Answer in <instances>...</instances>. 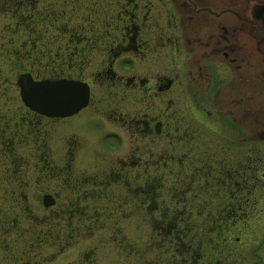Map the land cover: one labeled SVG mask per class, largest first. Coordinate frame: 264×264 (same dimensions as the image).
Returning a JSON list of instances; mask_svg holds the SVG:
<instances>
[{"label":"flooded vegetation","instance_id":"1","mask_svg":"<svg viewBox=\"0 0 264 264\" xmlns=\"http://www.w3.org/2000/svg\"><path fill=\"white\" fill-rule=\"evenodd\" d=\"M39 1L0 0L9 12L0 64L15 77L80 81L87 99L71 114L49 116L22 103L15 77L11 89L0 87V250L7 264H47L43 246L58 256L89 238L102 227L100 213L108 218L103 204L119 186L125 193L116 206L145 209L153 192L152 202L174 206L166 212L174 218L181 174L202 207L216 198L212 221L264 224V0ZM78 113L98 118L95 131L108 153L92 140L91 154L83 150L82 136L67 127ZM52 127L65 141L60 163L49 153ZM74 161L101 166L72 169ZM53 181L58 187L47 189ZM26 188L40 192L39 206ZM25 207L39 210L19 216ZM18 218L28 227H17ZM17 243L23 248L14 253ZM193 250L190 242L188 264H210ZM88 253L64 264H93ZM250 255L249 264H264V228Z\"/></svg>","mask_w":264,"mask_h":264},{"label":"rangeland","instance_id":"2","mask_svg":"<svg viewBox=\"0 0 264 264\" xmlns=\"http://www.w3.org/2000/svg\"><path fill=\"white\" fill-rule=\"evenodd\" d=\"M42 1L43 4L46 2L45 0H40L38 6L41 5ZM0 7L3 8V6ZM8 14V11L0 8V29L9 22ZM22 36L23 35L21 34L18 40H20ZM0 61L3 62L2 60ZM0 66L2 68L0 71V87L3 88L7 85V88L11 89L12 86L8 82H13L15 72H11L8 75L9 71H5L2 63ZM4 71L7 72V77L9 78H5L3 76ZM12 93V91L8 92V94ZM13 102L16 104L19 103L17 98ZM13 102L12 104H14ZM12 106L14 105H11L10 109H12ZM80 114L81 113H78L72 117H69L70 119L67 127H70L73 129V131L82 136L83 150H85L86 153L91 152V146L89 143H91L90 140H92L93 142H97L101 145L103 152L108 153L107 151L110 147L107 143L99 138V132L95 131V121L98 118L91 116H87V118H85L82 117V115L80 116ZM185 120H188L186 113L183 115L182 122H185ZM193 124L195 123L193 122ZM49 131L50 132L47 140L51 160L54 162L59 161L58 163H60V159L62 158L65 151L63 148V143L65 141L64 138H61V135L63 134L58 133L57 128L53 127L50 128ZM158 145L160 146V144ZM176 147H178V149L182 148V144L178 143L176 144ZM231 150L232 149H230V151ZM89 154H83L82 157H88ZM80 160L84 161L85 159L81 158ZM92 161L95 162L94 158ZM74 162L76 165H72V169L78 167L81 170H87L94 167L99 168L101 166L100 161H97L98 164H96V166H92L91 164L89 165L92 167H86L82 164H77L76 161ZM71 172L74 174L72 170ZM29 177L31 178V176ZM177 179L176 180L179 183L176 182V184L183 186L187 180V175L181 174L177 177ZM168 180V176L163 178L165 183H168ZM58 183V181H53V183L48 184V187L46 188L52 190L54 185H57L58 187ZM114 188L115 187H113V189ZM118 189L119 194L116 193L117 187L115 190H113L114 193L112 192L113 202L103 204L106 207L105 209H107L108 218H103V214L100 213L101 219L99 221H101L102 227L97 229L94 228L89 238L77 239L71 246H69V248L59 252L58 256L57 254L55 256L49 255L52 253V248H54L53 245L43 246L45 249L42 252V256L45 257L46 255V259L48 260L47 264H64L67 261H69V263H74L79 259L83 251H88V254L92 253L94 258L93 264H188V257L190 258V255H188L189 235L188 238L185 236L187 235V231L188 234L190 232H192V234H199L195 236V238L193 237L194 235H190L192 239L194 238L193 242L198 246L197 250H193L194 258L197 257V253L203 252L208 258L210 264H249L252 258L250 252L253 250V247L257 243L259 237H261V233L264 228V224L256 219H254V222L251 220L246 223L238 222L235 225H225L221 226L218 230L221 236L224 237V244L221 243V239H217L218 244H216V241L210 243L208 240L206 242L205 238L201 239L200 236L206 237L207 239L208 236L215 238L217 233L215 232L217 230V225L214 221H212L211 216L212 212H215L219 208V206L217 207L216 205V198L210 197L212 198L210 205L208 203V207H202L203 197L198 195L196 199H192L191 195H188L189 192H182V196L180 199L178 198V201L182 202H179L178 205L176 204L175 218L178 219L179 216H183L182 218L186 217L185 219H187V221L188 218H190L189 220H191L192 223L186 222L188 225L184 224L183 228H180L179 230H171L170 228L172 227L167 224L169 223V216L166 215V212L169 209L168 207L173 209L174 206L170 205L169 202L161 201V199H155V202H152L151 199L153 192H149V202L145 204V209L135 205L126 204L122 207H119L116 206L117 202L115 199H117V196L124 194L125 191L120 186ZM120 191L122 194H120ZM25 193L29 201H32L34 206H39L40 192H37L33 188H26ZM161 194L166 195L167 199L168 194L172 195L170 192H162ZM1 195L2 193H0V196ZM176 195L179 196L180 193L177 192ZM161 198H163V195ZM188 200L192 201L191 208L188 206V204L184 205L188 203ZM151 209L153 210L151 211ZM33 210L37 213L39 208H20L18 215H30L28 212ZM208 211L209 213H207ZM258 214L259 213L256 215ZM261 214L259 215L262 216L261 220L263 222L264 213L261 212ZM164 215L166 217H164ZM188 215H192V217H189ZM17 221V227L20 229L24 230L26 227H28V222L26 219L18 218ZM186 226L188 230H184ZM179 237L182 239L179 240ZM190 242L193 244L192 241ZM17 244L18 245L13 248L14 253L18 252L20 248H23L21 243ZM261 249L262 248H260V250ZM5 254L7 253H5L3 250H0V264H7V262L4 260L7 258L3 257Z\"/></svg>","mask_w":264,"mask_h":264},{"label":"water","instance_id":"3","mask_svg":"<svg viewBox=\"0 0 264 264\" xmlns=\"http://www.w3.org/2000/svg\"><path fill=\"white\" fill-rule=\"evenodd\" d=\"M22 103L32 110L49 116L68 115L86 103L87 87L84 83L65 78L32 79L28 73L15 77ZM44 204L48 196L43 195Z\"/></svg>","mask_w":264,"mask_h":264},{"label":"trees","instance_id":"4","mask_svg":"<svg viewBox=\"0 0 264 264\" xmlns=\"http://www.w3.org/2000/svg\"><path fill=\"white\" fill-rule=\"evenodd\" d=\"M179 175H177V177H178ZM177 177H176V179H177ZM178 180V179H177ZM177 183H179V182H177ZM186 183H188V176H187V180L185 181V183H184V185L183 186H179L178 185V188L180 187V195L178 196V198L180 199V197L182 196V192H188V190H186L185 189V186H186ZM179 202H182V201H179ZM184 204V203H183ZM188 203H186V204H184V205H187ZM173 215H174V213H173ZM179 216V215H178ZM176 217V213H175V216H174V218ZM183 216H179V218L177 219V218H170L169 217V223H167L170 227H172V228H170L171 230L173 229V230H179L180 228H183V226H184V224H187V223H192L191 222V220H189L190 218H188V221H187V219H185V218H182ZM212 220H213V218H212ZM187 222V223H186ZM216 223V225H217V230L215 231V232H218V230L220 229V227L221 226H225L226 224H219V223H217V222H215ZM188 225V224H187ZM192 226V225H191ZM174 227H175V229H174ZM193 227V226H192ZM170 230V231H171ZM184 230H188L187 229V226L185 227V229ZM187 233V235H185L186 236V238H188V235H189V242H188V246H189V244H190V241H192L193 242V240H194V238H195V236H197V235H199V234H192V232H190L189 234H188V231L186 232ZM194 235L193 237V239L191 240V237H190V235ZM205 235V234H204ZM220 237H222V236H220ZM200 238L202 239V238H205V240H206V242L209 240V242L210 243H213L214 241H216L217 239H215L214 237H209L208 236V239L206 238V237H202V236H200ZM169 239V238H168ZM182 238L181 237H179V240H181ZM170 240V239H169ZM221 243H225V240H223ZM216 244H218V241H216ZM193 246L195 247V249L197 250V244L196 243H194L193 242ZM201 246H203V245H201ZM168 248H170V247H168ZM199 249H200V247H199Z\"/></svg>","mask_w":264,"mask_h":264}]
</instances>
